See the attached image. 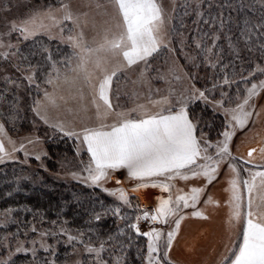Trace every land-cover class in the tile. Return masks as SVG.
I'll return each instance as SVG.
<instances>
[{"label": "snow or ice", "instance_id": "6c2138e0", "mask_svg": "<svg viewBox=\"0 0 264 264\" xmlns=\"http://www.w3.org/2000/svg\"><path fill=\"white\" fill-rule=\"evenodd\" d=\"M260 3L264 7V0H260ZM201 4L202 0H196L197 21L194 23L203 20L204 24L214 27L216 31L211 36V46H207L201 39L195 47L205 53L204 59L209 67H220L224 73L223 80L214 79L210 89H198L193 84L191 92L186 91L176 99L175 104L170 97H164L158 101L150 100L151 107L137 104L131 109L117 111L111 99L113 81L118 78V73L143 65L140 71L143 78L150 66V59L158 54L162 46L167 47L163 33V10L157 0H108L106 7L111 9L110 22L95 46H90L86 41L83 29L80 28V17L74 15L71 6L63 0L58 5L46 4L33 9L27 17L7 23V31L0 34V41L5 35L10 37L13 33L17 34L16 44L0 42V48L16 49L11 53H3L5 60L9 55L20 60V63L12 65L20 73V82L9 76L3 79L6 85L11 84L17 90L22 87L23 81H27L29 88L34 85L39 98L33 101L32 111L50 128L69 139L75 138L77 155L81 147L86 149L88 161L79 173H71L73 179H78L88 187L108 191L103 188V182L109 178L110 173L126 169L127 177L138 181L133 191L151 187L167 193L166 198H157L156 207L151 213L143 211L142 215H136L135 222H131L129 216H122L118 206L103 208L102 211L93 208L90 213L95 221H100L102 215L113 214L128 221V232H134L136 237H145L147 253L143 255V264H164L165 261L172 264L169 253L181 222L188 215L208 219L204 211L198 209L200 203L205 208L220 207V202L212 196L208 195L203 200L202 197L206 196L208 185L217 180L225 164L229 175L224 189L227 193L224 206L228 209L226 224L230 238L217 264H264V170H255L259 167L257 165L248 167L252 164L251 158L256 149H251L248 152L249 159L238 167L235 163L237 158L230 148L237 130L245 129L254 114L259 116L251 101L264 93V78H260L264 77V65L257 63L248 70L246 76L243 74L244 69H241L239 76L245 83V92L242 99L240 93H237L240 102L235 107H225V99L231 102V97L223 90L224 85L237 83L236 65L232 61L222 63L223 50L215 51L219 48L217 42L221 39V33H224L223 39L234 60L243 59L239 47L241 42L247 52L258 50L261 57H264V12L258 19L244 17L237 22L235 27L238 35L234 36L229 34L232 33L231 17L226 21L221 14L218 24L217 17L204 19L200 11ZM225 6L231 7H222ZM243 7L241 5V9ZM69 23L74 27H68ZM204 35L207 36L206 33ZM42 36H47L49 41L58 40L71 50L70 53L61 55L58 49L54 55L46 42L39 39ZM21 40L31 41L27 54L19 47ZM212 57H215L214 61ZM230 67L233 69L231 75L227 71ZM40 77H43V84L47 87H42ZM217 88L220 89V99L211 95ZM41 92L42 97L39 96ZM65 92L68 93L67 97ZM69 97L76 105L75 110L83 113L87 119H92L88 113L94 109V123H83L77 129L64 122H49L48 110L58 108L60 101L68 105ZM0 100H4V97L0 96ZM197 101L205 106L211 105L213 112L222 110L221 114L225 117L223 130L217 131L215 142L203 131L204 126L212 128V125L206 124L201 116L189 109V105ZM15 108L14 98L9 106L10 113ZM68 111L73 109L69 107ZM38 142L39 137L27 139V144ZM18 152L24 153V163L28 162L30 155H34L37 161H41L42 155H47L30 153L23 142L17 146L5 124L0 123V162L15 159L14 154ZM260 152L264 155V147ZM241 168L247 176L242 175ZM177 180H202L203 183L189 187L187 191L176 188L174 195V181ZM108 194L115 196L121 204L132 206L123 189L117 188L108 191ZM187 209H192L190 214L185 212ZM7 219L6 213V222ZM141 220L152 225L174 226L169 227L166 235L162 228L154 226L142 232L139 224ZM53 225L56 226L55 221ZM31 231L37 232V229L33 227ZM76 231L78 235H74L64 225H59L58 233L53 230L51 235L66 236V243L71 246L82 245L84 252L94 257V264H124L123 258L106 261L103 257L107 251L106 245L116 250L123 247L119 238L126 235L124 228L108 235L106 240L101 239L99 246L94 245L91 236L84 239L85 232L82 229ZM11 235L16 241L14 247L7 236L0 240V249L7 251V255L0 253V264H15L13 258L19 253H30L32 264H37V244L45 252L51 249L52 254H55L54 246L46 243L49 236L47 230L38 232L39 239L31 240V247L26 246L29 242L16 238V234ZM132 239L129 235V244Z\"/></svg>", "mask_w": 264, "mask_h": 264}, {"label": "rangeland", "instance_id": "374dc122", "mask_svg": "<svg viewBox=\"0 0 264 264\" xmlns=\"http://www.w3.org/2000/svg\"><path fill=\"white\" fill-rule=\"evenodd\" d=\"M31 2V0H0V34L7 31V23L12 20L19 21L20 19L27 17L33 9L44 5L42 3ZM63 2L71 6L74 15L80 17V28L83 29L85 39L89 45L95 46L96 43L100 42L103 36V30L110 22L111 9L106 7L108 0H66ZM157 3L163 10V33L167 47L162 46L158 54H154V57L150 59V66L144 73L143 78L140 76V71L144 67L143 65L127 71H122L118 73V78H114L111 99L117 111L131 109L137 104H144L151 107V104L149 103L150 100L158 101L164 97H170L171 102L175 104L178 97L186 91L188 93L191 92L193 84L198 89H205V84H212L215 79V75L213 73H208L206 70L209 68V72H211L213 71V68L209 67L205 61V53H201L200 50L195 47V44L197 41L203 39V42L207 46H211V36L216 29L208 24H204L202 20L198 23H194V21H197L195 14L196 0H183L182 3L186 5L184 22L183 20H179L178 16L175 17V13L179 7L178 4L181 3L180 0H157ZM238 3H243L246 6H249L253 11H255V9L264 8L261 6L260 0H204L202 1L200 11L203 13V17L206 13H209L210 15L206 19H210V17H213L211 15L212 11L217 10V6L223 4L235 5ZM97 5H100V7ZM180 6H182V4ZM229 17L230 15L226 16L225 20L227 21ZM190 19H193V22L188 26L186 25L183 28V32H176L177 23L180 26ZM67 26L74 27L70 23ZM205 33L207 36L204 35ZM223 36L224 33H221V39L217 42L219 48L215 51L224 49L230 54L227 42L223 39ZM176 38L177 40H175ZM39 39L45 41L51 49L53 47L51 45L67 47L64 44H60L58 40L49 41L47 36L39 37ZM172 41L177 42L176 46L173 45ZM0 42H3L4 44L9 42L16 44L17 34L13 33L10 37L5 35ZM30 44L31 41L21 40L19 47L21 50L24 49V51H26V47H29ZM239 47L242 50L243 57V59L239 61L241 68L236 72L237 76L235 79L237 84L233 83L231 86L224 85L223 90L231 97V102H229L228 99H225V107H235V104L240 102L237 98V93H240V99H242L245 92V83L239 76L241 69H244L243 74L246 76L248 70L254 68L257 63L264 65V57H261L258 50L249 53L244 50V47ZM14 51H16L15 48H0V56L3 58L2 61H4L3 65L0 62V96L4 97V100H0V114L4 115L6 120L10 121L9 126L15 128L12 133L8 132L7 128L6 130L9 136L16 142L17 146L23 142L26 144V148L30 153H46L47 142L52 139V141H54L63 135L57 132L54 128H50L32 111L33 101L39 98L34 85L29 88L27 86V81H23L22 87L17 90L13 85H6L4 83L3 78L5 76H9L12 80L20 82L18 80L20 73L16 72L12 67V65L20 63V60L12 55H9L7 60H5L3 56V53L5 52L11 53ZM27 51H29V49ZM223 55L222 52V56ZM212 60L214 61L215 57H212ZM198 70L202 71V73L200 72V74H198ZM232 71L233 70L230 69V75ZM98 74L99 73H97V75ZM220 80L222 81L223 78ZM41 84L42 87H47V85L43 84V80H41ZM233 85H236L235 90L229 92ZM48 90L52 91L51 88ZM216 93V99H220L219 88L216 90ZM64 94L66 97L68 96L67 92ZM42 95L43 93L41 92L39 96L42 97ZM211 95H213V93H211ZM14 98L16 99V108L15 111L10 113L9 106L13 103ZM25 99L27 102H24ZM69 101L68 105H65L63 101H60V106L58 108H50L48 110L50 123L64 122L66 125L77 129H79L83 123H88L89 125L94 123V109L88 113V116L92 117V119H87L83 113H79L75 110L76 105L71 101L70 97ZM22 102L23 107L20 106ZM251 103L255 106V112L259 113V116L254 114L245 129L237 130L230 148L233 156L237 158L235 163L238 167L243 164L244 160L249 159L248 152L251 149H256L251 158L252 164L248 165V167L251 168L252 165H257L259 167L255 170H264V155L260 152V149L264 147V93H261L260 96L254 98ZM192 105L193 104H190L189 107ZM69 107H71L73 111H68ZM209 107L212 110L211 105H209ZM221 112L222 110H217L215 113L222 115ZM26 114L28 115V119L26 118ZM12 116L14 118H12ZM222 116L225 120L224 115ZM14 120L21 122V126L18 129L14 126L16 124ZM0 123H3L1 119ZM36 137H39L38 143L27 144V139H35ZM73 140L75 141V138H73ZM213 142H215V140ZM14 155L16 157L15 159H5L3 162H0V165L19 162L28 168L30 174L33 170H40L42 174L36 176L40 181L42 180V177H51L54 180L62 182L73 181L83 184L81 181L73 179L71 176V173L73 172L79 173L83 165L88 161L86 149H83V147H81L79 155H77V147L75 148V157L73 160H58L57 170L55 172L47 170L45 165V158L47 155H42L41 161H37L34 158V155H30L27 163H24L25 157L23 152H18ZM31 161L36 162L35 167L30 165ZM241 171L243 176H247V173H244L242 168ZM228 175L227 165L225 164L222 166L217 180L208 185L206 196L202 197L203 200L206 199L208 195L212 196L215 201L220 202V207L214 208L209 206L205 208V205L200 203L198 209L203 210L208 219H199L188 215L186 219L181 222L179 229L180 232H178L177 237L173 242V247L169 253V258L172 261V264H217L219 261L221 255L225 251V246L229 244L230 238V230L226 224L228 209L224 206V201L227 199V193L224 189L227 186L226 179L228 178ZM26 179L27 178H25V180ZM117 180L120 181L119 184H117ZM202 183V180H195L193 183L189 184L200 186ZM137 184L138 181L127 177L126 169H120L116 172L110 173L109 178L103 182V188L108 191L117 188L123 189L130 200L131 207L121 204L115 196L109 195L108 191H102L99 187L92 188L101 190L109 198L113 199L115 202L114 207H117L116 204L118 205L122 216H125L124 213L126 210L130 211L131 213L126 216L131 218V222H135L136 215H142V212L144 211L139 208L142 207L140 206L141 202L144 201V204L151 207V210L149 211V213H151L156 207L157 198L167 197V193H162L158 188L149 187L133 191L132 189L136 188ZM174 184L175 188L173 189V194L175 195V189H180L181 183L177 180L174 181ZM183 187L186 188V185H183ZM137 205L139 207H137ZM191 211L192 209L185 210V212L189 214ZM5 216V214L0 215V234L6 232L4 234L8 235L7 237L12 242L13 247L15 246L16 241L11 234H16V238L21 241L29 242L26 244V246L29 247H31V240L39 239L38 232L35 235L28 236L26 226L23 223L18 221L10 224L11 216L7 215V222ZM104 218L114 219L119 225L128 223V221L121 220L113 214L107 216L102 215L101 219ZM10 225L15 226V228L9 230L8 227ZM153 226L162 228L166 235L169 227L174 225L170 224L169 226H164L157 224L143 226L140 224V229L142 232L148 231L150 227ZM21 227L23 228L22 233L20 231ZM43 230L49 231L46 243L50 246H54L55 254H52L51 249L48 252H45L39 247V244H37V264H40V262H43V264H77V262H79V264H94V257L85 253L82 245L71 246L66 243V236H60L57 234V236L53 237L51 235L53 230L58 233L59 227L48 225L43 226L40 231ZM199 231H203L201 237L205 238V242H201L199 239L194 238ZM25 233H27V235H25ZM0 253L7 255L5 249H0ZM146 253L147 243L144 255H146ZM122 255L123 254L118 250V252H110L106 256L103 254V257L106 261H110L117 257L123 258L124 256ZM13 259L15 260V264H32L33 262V257L30 253H19ZM164 264H167V261H165Z\"/></svg>", "mask_w": 264, "mask_h": 264}, {"label": "trees", "instance_id": "16d2710c", "mask_svg": "<svg viewBox=\"0 0 264 264\" xmlns=\"http://www.w3.org/2000/svg\"><path fill=\"white\" fill-rule=\"evenodd\" d=\"M31 1V3H42L44 5H58L60 3V0ZM180 1L181 3L178 4L179 7L175 13V17L178 16L179 20H183L184 22L186 5L182 3L183 0ZM243 3L231 5V7H222L224 5L229 4L219 5L216 8L218 11L213 10L211 13L212 16L217 17V24L219 23V16L221 14H223L224 18L230 15L233 23L231 25L232 33L229 34H234V36L238 35V32L236 31L235 27L237 22L241 21L244 17H249L253 20L258 19L261 16V13L264 12V8L255 9V11H253L249 6H246ZM181 4L182 6H180ZM241 5L244 6L243 9H241ZM209 15V13H206L203 18L206 19ZM192 22L193 19H190L185 24H181L182 27L181 25L179 26V24L177 23L176 32H183V28L186 25H190ZM175 40H177V38ZM172 43L174 46H176L177 42L172 41ZM51 46H53L52 49H50L52 50L54 55L57 53L58 49L60 50L61 55H63L64 53H70L71 51L65 46ZM239 46L244 47L242 42ZM28 49L29 47H26V51H24V49L22 51L27 54ZM223 54L224 55L221 56L222 63L227 64L229 63V61L234 62L236 65L235 71L238 72V70L241 68L239 62L240 60H234L233 57L228 54V52H226V50L224 49ZM56 58L60 59V56H57ZM2 60L3 58L0 56V62L3 65L4 61ZM33 62H35V58L33 59ZM230 69L232 68L230 67L227 70L229 75ZM206 70L208 73H213L215 75V79H221L224 76V73L220 71L219 66L213 69V71L211 72H209V68H207ZM198 71V74H200V72L202 73V71ZM41 80H43V77H40V81ZM205 85L206 88L212 87V84L209 83ZM235 87L236 85H233L229 92L235 90ZM216 90L215 93H213L215 98H217ZM26 99L24 100V102L26 101ZM20 106L23 107V102ZM189 109L195 115L201 116L203 121L206 122V124L212 125V128L204 126L203 131L210 135L212 141L216 140L217 131L223 130V116L213 112V110H211L209 106H205V104L200 102H196L195 104L190 106ZM26 118L28 119L27 114ZM0 119L3 124H5L8 132L12 133L15 128L9 126L10 121L6 120L5 116L2 114H0ZM14 121L16 123L14 126H16L18 129L21 126V122H18L17 120ZM52 140H49L46 144L47 156L45 158V165L47 167V170H49L50 172H55L57 170L58 160L74 159L76 144L73 139H69L65 136L59 137L54 141ZM30 165L35 167L36 162L31 161ZM28 171V168L26 166H23L19 162H12L0 165V215H6V213L7 215H10V224L14 222L16 223L18 221L23 223L26 226L28 236H30L33 234L35 235L37 232H39L43 226H54L53 221H55V227H59V225H64L74 235H78V232L76 231L77 229H82L85 232L84 239L87 240L89 236H91L95 246H99V241L101 239L106 240L108 235L115 234L119 228H124L126 235L119 238L123 242V247H121L119 251L123 254L122 256H124V264H142L143 255L146 252L147 242L145 237H136L134 232H128L127 223H125L124 225H119L117 224L116 220L111 218H104L100 221H95L90 215L93 208L95 209V211H102L103 208L114 207L115 202L113 199L109 198L105 193H103L97 188L88 187L85 184H81L78 182H62L59 180H54L51 177H42V180L40 181L38 177H36L42 174L40 170H33L34 172L32 171L31 174ZM25 178L27 179L25 180ZM116 206L118 205L116 204ZM137 207L139 206L137 205ZM9 209L11 210L10 212H8ZM130 213V211L126 210L124 215H128ZM65 221H67L66 224ZM33 227L37 229V232L31 231ZM11 228L13 229L15 228V226L10 225L8 227L9 230H11ZM22 229L23 228L21 227V233ZM89 229H91V231H89ZM4 233L0 234V240H3L5 236H8ZM129 235H131L133 238L130 244L128 242ZM106 248L107 251L104 253L105 256L110 252H118V250L113 249L110 245H106ZM138 256L140 258H138Z\"/></svg>", "mask_w": 264, "mask_h": 264}, {"label": "crops", "instance_id": "0c3cea01", "mask_svg": "<svg viewBox=\"0 0 264 264\" xmlns=\"http://www.w3.org/2000/svg\"><path fill=\"white\" fill-rule=\"evenodd\" d=\"M195 180H191V181H188V182H183V181H180L181 183V188L180 189H183L184 191H187L189 187H192L193 184H189V183H193ZM203 182V181H202ZM188 184V185H187ZM183 185H186V188L183 187ZM180 232V230H179ZM203 234V231H199L197 232V234L194 236L195 239H199L201 237V235Z\"/></svg>", "mask_w": 264, "mask_h": 264}, {"label": "built area", "instance_id": "2783aa9c", "mask_svg": "<svg viewBox=\"0 0 264 264\" xmlns=\"http://www.w3.org/2000/svg\"><path fill=\"white\" fill-rule=\"evenodd\" d=\"M145 202H143V209L145 210V211H150L151 210V207L150 206H147L146 204H144ZM140 224L141 225H143V226H148V225H150V223L149 222H147V221H145V220H141L140 221Z\"/></svg>", "mask_w": 264, "mask_h": 264}, {"label": "bare ground", "instance_id": "6f19581e", "mask_svg": "<svg viewBox=\"0 0 264 264\" xmlns=\"http://www.w3.org/2000/svg\"><path fill=\"white\" fill-rule=\"evenodd\" d=\"M199 241H201V242H205V238H204V237H200V238H199Z\"/></svg>", "mask_w": 264, "mask_h": 264}]
</instances>
